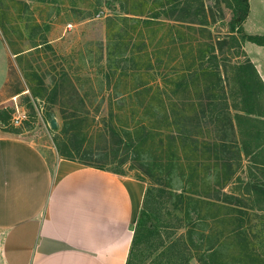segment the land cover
<instances>
[{"label":"trees","instance_id":"trees-1","mask_svg":"<svg viewBox=\"0 0 264 264\" xmlns=\"http://www.w3.org/2000/svg\"><path fill=\"white\" fill-rule=\"evenodd\" d=\"M109 1L117 2L122 15L106 19L108 71L104 77L106 86H99V92L107 91L108 99L117 101L115 109H129L132 126L115 123L111 107L109 118L101 121L99 133L88 139L85 131L87 112L83 115L77 110L62 111L61 128L53 138L58 155L120 175L128 153H136L143 146L153 148L163 142L169 156L184 160L190 143L194 156L202 144L209 159L214 160L216 166L223 167L224 182L233 175L232 163H238L243 155L250 157L251 165L256 163L257 156L262 160L264 139H261L256 122L258 118H264V83L248 58L233 62L227 57L229 51L241 49L245 42L264 46V35H250L243 30V23L249 15V1L214 0V5L223 4L232 14L229 34L224 38H213L208 29L210 9L203 0H132V4L131 0H106ZM129 23L133 31L138 29L137 35L141 37L143 30L146 31L151 37L148 43L140 39L129 48V40H125L130 38V32L125 30ZM201 39L207 40L203 42ZM148 46L152 49L149 50ZM164 48H171L174 52L172 67L169 62H163ZM126 71L130 72L128 76L124 74ZM31 75L39 85L36 92L44 95L56 91L48 90L35 72ZM145 77L150 81H145ZM121 78H130L132 86H127V80L126 86H108L111 81ZM155 81L158 84L153 86ZM20 93L21 90L16 88L14 94ZM229 98L233 105L228 104ZM135 100L137 102L133 104ZM232 110L236 113L231 115ZM142 113L148 118H143ZM9 119L8 109H1L0 124L6 126ZM209 129L214 131V136L205 142L203 135L209 133ZM10 133L18 134L19 131L16 129ZM171 157L165 164L169 170L173 166ZM177 162V165L182 164V161ZM257 163L264 167V160ZM180 176L184 178L182 172ZM246 185V195L254 199L264 195V188L259 183L248 182ZM223 195V201L218 196L212 199L220 203H209L217 209L248 205L236 196ZM151 196L152 191L146 189L125 264H134L139 247L157 233L161 241H165L163 245L160 243V256L151 264H189L191 259L196 264H264V253L254 249L259 234L257 238L250 235L253 219L244 223L242 216L228 215V219L218 216L208 229L196 230L201 223L208 225L206 218L196 216L184 226V234L164 239L157 224L149 225ZM176 197L180 204L184 201L183 195ZM228 223L233 225L230 230L216 231V227L219 229Z\"/></svg>","mask_w":264,"mask_h":264},{"label":"rangeland","instance_id":"rangeland-1","mask_svg":"<svg viewBox=\"0 0 264 264\" xmlns=\"http://www.w3.org/2000/svg\"><path fill=\"white\" fill-rule=\"evenodd\" d=\"M203 2L210 9L208 29L213 38H224L229 34L231 27V11L223 4L214 5V0ZM249 2L250 15L246 28L248 32H252L251 34L264 35V0ZM120 14L115 1L0 0V67L2 66L3 71L6 67L5 50L8 54L6 77L0 92V110L8 109L10 115L6 126L0 124V131L8 130L9 132L5 133L12 134L10 131L17 129L18 134L23 133L25 138L53 142L61 128L62 111L77 110L83 115H85L83 112H87L88 126L85 127V131L87 138L91 139L101 130L102 119L109 118L111 107L115 123L132 126L129 109L127 107L115 109L117 101L108 99L107 91L99 92V86H106L104 77L108 71L105 50L106 19ZM131 25L129 23L125 26V30L130 32V38L125 39L129 40V48H133L140 39L148 43L151 37H148L146 31L143 30L141 37L137 35L138 29L133 31ZM121 33L125 37L124 31ZM201 40L206 42L207 39ZM1 44L5 47L4 51ZM250 45L247 42L243 43L241 49L226 53L227 57L233 62H241L245 57L253 56V60L255 57H264L263 50L254 49ZM151 49L152 47H149V50ZM163 51V62H169L172 67L173 50L164 48ZM18 54L20 57H17ZM32 72L42 79L48 90L56 91L44 95L43 92H36L39 85L37 79L31 75ZM124 74L128 76L130 72L126 71ZM126 80L129 82L127 86H132L130 78L113 80L108 86H126ZM145 81H150V78L145 77ZM157 84L155 81L153 86ZM16 88L21 90L20 94H14ZM136 102L135 100L133 104ZM228 104L233 105L230 98ZM230 113L232 115L236 111L232 110ZM144 116L148 118L146 115H143V118ZM51 119H55L54 129L50 128ZM256 127H259L261 139H264V118H258ZM203 136L205 142L211 141L214 131L209 129V133L204 132ZM201 140L199 139V142ZM162 143L158 142L153 148L143 146L138 148L136 153H128V160L120 173L142 181L145 191L146 189L152 191L150 200L152 217L149 225L157 224L160 235L162 233L164 239L169 237L172 239L184 234L186 231L184 226L190 224L189 222L196 216L206 218L208 224L206 227L201 223L196 226V230L208 229L210 223L212 224L218 216L225 219H228V215L242 216L244 223L253 219L251 223L254 226L250 235L257 238L259 234L258 239L254 241V249L263 254L264 219L261 218L264 216V195L254 199L251 195L245 194L248 182L259 183L264 188V167L257 163L264 160L263 156L262 160L257 156L256 163L251 165L248 161L250 157L246 158L243 155L238 163H232L233 175L224 182L223 167L216 166L215 161L209 159V154L202 144L199 150L194 152V156L191 155L190 143L186 148L187 159L181 160L169 156L165 143L164 145ZM168 157H171L173 162L170 170L165 165ZM177 161H182V164L177 165ZM194 169L197 171L193 172ZM181 172L184 178L180 176ZM179 194L183 195L184 199L181 204L176 197ZM223 194L236 196L240 200H245L248 205L235 209L228 207L217 209L209 203H220L212 199L218 196L223 201ZM182 208L188 211L181 210ZM232 226L228 223L215 229L227 231ZM161 240L157 233L144 241L139 247L134 264H151L157 259L161 252L160 243L163 245L165 241ZM229 248L232 249L230 246ZM189 264H196V261L191 259Z\"/></svg>","mask_w":264,"mask_h":264},{"label":"crops","instance_id":"crops-1","mask_svg":"<svg viewBox=\"0 0 264 264\" xmlns=\"http://www.w3.org/2000/svg\"><path fill=\"white\" fill-rule=\"evenodd\" d=\"M249 15L243 30L260 35ZM252 57L264 83V57ZM144 191L132 176L61 158L52 141L0 131V264H125Z\"/></svg>","mask_w":264,"mask_h":264},{"label":"water","instance_id":"water-1","mask_svg":"<svg viewBox=\"0 0 264 264\" xmlns=\"http://www.w3.org/2000/svg\"><path fill=\"white\" fill-rule=\"evenodd\" d=\"M49 124H50V128L54 129L56 127L55 119H51Z\"/></svg>","mask_w":264,"mask_h":264}]
</instances>
